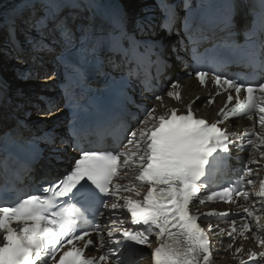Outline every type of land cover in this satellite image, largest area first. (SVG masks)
<instances>
[{
	"label": "snow or ice",
	"instance_id": "6c2138e0",
	"mask_svg": "<svg viewBox=\"0 0 264 264\" xmlns=\"http://www.w3.org/2000/svg\"><path fill=\"white\" fill-rule=\"evenodd\" d=\"M25 7L28 16L22 23L36 33L26 36L32 51L39 55L59 49L75 54L72 72L77 83L85 79L89 67L104 74V62L113 54L138 68L152 65L157 76L144 80L153 103L136 116L137 127L125 129L126 143L118 137L107 148H85L74 141L70 147L78 155L65 173L45 181L46 187L21 192L14 200L0 195V264H128L120 252L128 241L150 248L151 264H214L219 253L214 252L213 236L228 238L229 242L218 239L217 246L232 252L237 264H264V177L260 175L264 171V0H258V9H249L252 21L243 30L235 27L237 6H226L217 51L221 59L258 67L262 82L195 69L200 85L210 80L219 89L216 96L221 91L226 94L219 118L212 122L196 115L194 105L200 97L183 109L165 102V96L182 102L179 78L159 91L154 84L167 61L161 42L151 38L158 28L175 30L178 6L158 0L161 19L146 11L131 28L128 15L115 7L107 14L106 31L97 29L98 5L92 0H26ZM15 30L13 21L8 26L13 47ZM207 102L214 104L215 96ZM235 117H246L252 127L240 134L221 127ZM45 139L55 155L65 151L54 147V134ZM232 149L249 150L243 167L234 181L211 190L207 176L217 158L230 156ZM252 197L256 199L250 207L239 203ZM217 202L236 205L239 213L234 216L243 213L239 220H224L228 229L213 225L210 218L229 217L231 209L200 212L197 207ZM245 241L254 242L259 251L245 250ZM91 248L99 254L90 255Z\"/></svg>",
	"mask_w": 264,
	"mask_h": 264
},
{
	"label": "bare ground",
	"instance_id": "6f19581e",
	"mask_svg": "<svg viewBox=\"0 0 264 264\" xmlns=\"http://www.w3.org/2000/svg\"><path fill=\"white\" fill-rule=\"evenodd\" d=\"M87 3L89 2V0H85ZM113 1H117L120 4L124 5V3H128V0H92L93 3L95 4H104V3H109V2H113ZM125 3V5H126ZM150 1L148 0H134L133 3L129 4L127 7V13L129 15V17H137L141 14H143V12L140 11L141 8L143 7H150ZM26 4V0H0V60L5 57L7 54H11V58L13 56L16 57H20V59H22L20 61V63L18 64H22L23 61H25L27 64L25 65V72L27 73H33L35 70L34 67H37L38 69H45L46 68V64L47 63V53H40L39 56L37 57L36 53L33 51H30L28 53H22L21 55H16L15 54V49L11 47L13 53L11 52V50L9 51V36H8V26L11 25V23L13 21L20 20V26L21 25H25L24 23H22V18L26 19L28 16V9L25 7ZM27 25H25L26 27ZM24 27V29H25ZM25 35H30L28 33V31L25 29L24 33ZM25 35H21L19 40H22V42L24 43V45L28 44L27 40H26V36ZM33 36V35H30ZM22 44V43H20ZM19 45V44H16ZM23 45V46H24ZM12 46V45H11ZM24 54L29 55L31 54L28 58H26L24 56ZM31 57V59L29 60V58ZM46 57V58H44ZM10 60V59H9ZM15 64V63H14ZM10 65L9 68V72H11L12 78L11 80H6L3 77L0 76V83L4 86H6V92H7V96H12L13 98V94H15L16 96H18L20 94V88L27 86L25 89V91H27L25 94L26 96L23 97V100H25V103L22 104V106L17 107L15 106V102L12 100L10 101L11 107L13 110H22V112H27L29 109H31L32 107L29 108L28 105H30L31 103L34 104L33 102H37L36 98L38 97L39 100V95L43 94L46 95V88L48 85H50L51 81H53L54 77L53 76H49L44 80H41L42 83L38 84L37 87L35 85V83H39V82H31L30 80H25L24 79V73H19V71H21V69H18L16 65ZM39 64V65H38ZM38 65V66H37ZM37 69V70H38ZM15 78L17 79L15 81V83H17L16 89L13 90V92H8L11 88L9 87V82H13V80H15ZM38 81V80H37ZM184 83L186 84V86L188 87V91H190V93H185L186 95H188V97L193 98L195 97L197 94L202 93L201 90H197L196 86L194 85L193 81L191 79H186L184 81ZM40 90V93H39ZM37 94V96H36ZM35 96V97H34ZM31 99V100H30ZM29 103V104H28ZM207 111L212 112L213 109L210 108ZM41 115V114H40ZM35 117V116H33ZM32 117V118H33ZM43 116H39L37 119H39V122H42L43 124L45 123L44 120L40 119ZM30 118V116H29ZM45 120L47 119V117H44ZM232 259H228L227 263L232 262ZM225 263V264H227ZM218 264V263H217Z\"/></svg>",
	"mask_w": 264,
	"mask_h": 264
},
{
	"label": "rangeland",
	"instance_id": "374dc122",
	"mask_svg": "<svg viewBox=\"0 0 264 264\" xmlns=\"http://www.w3.org/2000/svg\"><path fill=\"white\" fill-rule=\"evenodd\" d=\"M133 1L134 0H128V3H126V5H127V7H128V5L129 4H131V3H133ZM125 3H124V5H125ZM23 19V18H22ZM25 25H21L20 26V20H17L16 21V24H15V28H16V30H15V40L17 41L19 38H20V36H21V34H23L24 33V27ZM21 30V31H20ZM29 33H31V34H33L34 36L36 35V33H34V31H31V32H29ZM23 35H25V34H23ZM22 35V36H23ZM30 48V46H28L26 49L28 50ZM10 51V50H9ZM31 54H29V55H26V54H24V56L26 57V58H28L29 56H30ZM11 54H7L5 57H3L1 60H0V76L1 77H3L4 79H6V80H11V78H12V75H11V72H9V68H10V65H13L14 63V65H16L17 66V68H19V69H22V66L20 65V64H18V63H20V60L18 59V60H15V58H13L12 57V59H11ZM37 57L39 56V55H36ZM44 58H46V57H44ZM10 59V60H9ZM31 59V57L29 58V60ZM46 60H47V58H46ZM46 64V63H45ZM35 68V70H37L38 68L37 67H34ZM44 79H46V78H38V79H36V77H33V82L35 83V82H39V83H35V85H36V87H37V85L38 84H41L42 83V81L41 80H44ZM17 79L15 78V80H13V82H9V87L11 88L10 90H9V92L11 93V92H13V90H15L16 89V86H17V83H15V81H16ZM36 80H38V81H36ZM27 86H24V87H21L19 90H20V94L18 95V96H16L15 95V98H16V101L17 102H19L20 103V105H22L23 103H25V100H23V97H25L26 96V92L27 91H25V89H28V88H26ZM26 93V94H25ZM39 93H40V90H39ZM36 96H37V94H36ZM35 97V96H34ZM36 100H37V102H38V97L36 98ZM37 102H33L34 104H36ZM31 107V104L29 105V108ZM19 109H21V108H19ZM33 109V108H32ZM22 110H23V108H22ZM31 116H34V114L33 113H31ZM39 116H41V115H39ZM39 116H36V118H38ZM30 118H32V117H30ZM41 119V118H40Z\"/></svg>",
	"mask_w": 264,
	"mask_h": 264
}]
</instances>
